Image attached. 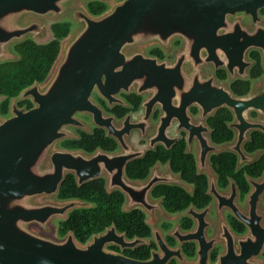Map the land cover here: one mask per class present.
Returning <instances> with one entry per match:
<instances>
[{"label":"water","instance_id":"95a60500","mask_svg":"<svg viewBox=\"0 0 264 264\" xmlns=\"http://www.w3.org/2000/svg\"><path fill=\"white\" fill-rule=\"evenodd\" d=\"M83 1L100 2L110 8L94 16L81 4ZM262 8L264 0H0V64L16 61L13 47L27 39L49 43L53 34L48 23L69 19L79 26L62 43L60 57L48 79L23 90L12 101L10 118L0 116V264H168L175 256L183 264H210L209 252L215 242L206 237L207 211L194 214L200 221L195 232L175 233L180 242L198 241L197 261L185 262L181 250L170 249L160 235L157 238L162 253H154L148 261H138L108 247L125 251L147 240L128 239L115 225L94 235L86 244L79 242L72 232L64 239L57 238L53 222L65 221L73 211L90 204L56 199L68 175H74L80 187L106 176L108 192L121 190L127 197L125 211L129 212L136 207L148 208L153 187L170 182L158 176L146 183L131 182L125 169L147 152L132 144L133 130L149 125L154 106L166 101L163 100L166 65L147 57L143 50L174 34L194 41L192 73L183 75L182 62L169 70L173 74L169 87L182 93L186 114H170L164 104L165 113L157 132L149 137L152 148L168 138V126L177 119L180 124L185 123L190 137L202 142L205 160L211 150L205 143L209 139L206 120L223 107L231 108L239 123H243V127H238L240 142L247 139L252 128L264 131L260 124L246 125L250 108L264 112V93L261 96L254 93L247 99L235 98L203 72L205 63L222 65L218 51L226 54L231 68L233 54L238 62L239 55L248 48L261 49L264 54V30L254 37L245 35L242 49L233 52L226 49L225 41L229 37L236 43L240 28L237 26L232 35H219L228 17L245 13L257 22ZM187 78L193 79V85L186 89L185 82L190 81ZM133 89L139 94L147 91L153 94L144 105L145 114L135 124L128 117L123 125L116 126L115 118L106 115L92 98L97 90L113 106L122 103L117 97L119 93H130ZM2 100L0 97V103ZM19 101H30L33 107L20 108ZM191 105L199 107L201 116L198 123L186 124ZM78 114L90 116L96 127L107 130V136L119 142L120 153L111 155L99 150L88 156L82 151L59 149L60 142L76 137L69 128L91 131ZM204 131L208 132L206 139L202 138ZM146 136L142 130V138ZM236 150L245 157L240 144ZM257 195L252 198L253 209ZM262 244L260 240V248ZM253 261V255L243 250L233 253L229 247L217 264H259Z\"/></svg>","mask_w":264,"mask_h":264},{"label":"flooded vegetation","instance_id":"af4514ba","mask_svg":"<svg viewBox=\"0 0 264 264\" xmlns=\"http://www.w3.org/2000/svg\"><path fill=\"white\" fill-rule=\"evenodd\" d=\"M90 3L93 2L86 1V4L84 6L88 8V5ZM106 6V11H108L110 6ZM68 22L73 24L71 20ZM50 26H52V24H50ZM237 26L240 28L238 32L239 40L235 43L231 38L227 37V41H225L226 49H228L229 52H233V49H235L236 51L242 49L245 35L254 37L260 31L264 30V8L259 10V20L257 22L252 16L246 15L245 13H239L236 17H228L225 21V28L219 31V35H232L236 33ZM193 45L194 41L190 42L183 35L174 34L169 36L166 40L163 39L162 41L155 42L151 45L146 46L143 50L147 57L151 59H157L159 63H164L166 65V85L164 89L163 100H166L164 104L167 105V110L169 109L170 114L173 115L183 116L184 114H186V110H184L183 108L184 103L181 102V98H183V96L181 95L182 93H180L177 88L169 87V85H171V82L173 81V74L170 73L169 70L176 69L173 67H176L178 63L182 62L181 70L183 75L185 73H192L193 67H195V61L191 56ZM217 54L220 62H222V65L217 67L215 63H205L203 66V72L206 76L211 77L214 83L220 84V86L224 88L222 90L230 93L233 97L238 99H247L254 93V96H261L264 93V54L261 49L248 48L246 52L242 54V56L239 55V62L236 58V54H233V68L230 67V61L228 60L224 52L221 53L218 51ZM255 54H258L260 56L261 67V72L256 77L253 76L254 68L257 66V60L254 58ZM187 79L190 81L185 82L186 89L190 88L193 85V79ZM235 89L246 90V92L243 95H240L235 91ZM117 97L122 101V103H117L113 106H110L108 101L104 97H102L97 90H95L92 94L93 100L98 106H100L104 113L106 115L113 116L115 118V125L121 126L128 117H130V121L133 124L139 122L140 118L146 112L144 105H146L145 103L147 101L153 98V94L149 91L143 94H139L136 89H133L130 93L121 92ZM164 104L158 102L154 106L151 113L149 125L139 126V129L141 128L140 130H133L131 137L132 144L135 148L139 150H147V152L145 156L131 161L125 169L126 177L131 182L146 183L150 179H152L153 176H158L170 181L169 183H158L153 187L150 194L152 203L150 204V206H148V208L136 207L129 211H140L145 215V223L151 229V237L145 238V240H147L146 243L140 244L133 249L122 251L121 248L114 246H110L108 247V249L110 251L118 252L129 257L128 255H126V252L132 251L136 253L142 247H146L150 250V255L147 259L140 260L132 257L129 258L138 261H148L152 259L154 253H162V249L157 238V236L160 235L162 240L170 249L175 250L179 248L181 250L182 257L185 262H195L199 257L198 241L192 240L180 242L175 233L177 231L183 234L195 232L198 225H200V221L195 215L207 211V214L204 218V221L207 223L206 237L208 239L214 240L215 242L214 246L209 252L210 264H217L221 255L225 254L228 251L229 247H232L233 253H239L241 250H243L246 254L254 256L253 262L257 261L259 264H264V169L261 170L260 174L256 176H252L250 174V170L254 169L253 167H257L258 163H260L264 159V148H258L254 152H250L247 149L248 145L253 143V136L255 134H258L264 137V131L261 129L252 128L249 130V132H247L248 136L247 139H245L244 133L248 131L246 130L245 132H243L244 139L242 140V142H240L241 136L239 135L240 130L238 127H243V123H239L237 117L234 114V111L231 108L223 107L220 110L216 111L214 115L209 116L206 120V127L209 129L207 138L209 139L208 142L205 143L206 148L208 147L211 150L207 151L205 160H202V155L204 153L202 142L198 140V138H194L193 136L190 137L191 134L184 128L185 123L180 124L177 119L173 120V122H170L168 126V138L164 142L156 144L155 148H152L149 137H153L157 132V127L161 122V117L165 113ZM258 104L263 105V103ZM224 109H226L232 117V120L228 121L226 123V126L228 130L232 132L233 138L229 142L217 144L213 140L214 129L210 125V119L215 118L218 112ZM115 110L123 113L124 116L118 117L114 113ZM187 115L190 116V119L187 120L186 124L198 123L201 116V111L197 105H191L187 109ZM10 117L11 114H9V116L6 118ZM77 117L83 120L90 127L91 131L87 132L78 128H69L68 131L73 133L76 137L67 139L65 141L78 140L80 138L81 132L90 134L92 133L94 128H98L94 125L90 116L78 114ZM246 118L248 121L246 125L260 124L262 126V129H264V112H262L261 110L254 107L250 108L247 111ZM87 120H89L92 125H90ZM98 129L104 131L107 138L115 140L117 144V150L115 152H107L102 149H98L93 153H88L84 150L67 149L62 146V143L64 141L58 144V148L74 152L82 151L88 156L94 155L99 150H102L105 153L111 155L120 153L121 146L119 142L116 139L107 136V130L102 128ZM142 130H144L145 134H147L145 138H142ZM207 133L208 132L206 131L202 133L203 139H206ZM136 136L138 137L139 143L134 142V137ZM238 144H240V148L245 156L244 158H242L236 150ZM178 146L183 148V153H185L186 155H191L194 158L195 177L193 179L194 181H201L202 178L205 179V194L208 197L209 202L202 208H198L194 203H190V205L186 209L172 213L166 208L167 195L164 194L160 197H155V189L158 187L176 188L183 191L189 197L194 198L197 192V183H190L186 181L183 178V172H175L172 169L170 161L155 163L149 169L148 175L144 180H133L128 177L127 168L131 163L144 160L150 152H156L159 149H163L166 152H171ZM225 154L234 156L235 162L231 172L228 175L222 176L218 172V169L213 160L215 157H219ZM100 179L105 180L107 190L108 181L106 176H103ZM117 191L121 192L125 197V203L123 206V210L125 211L127 197L121 190H114L112 193ZM255 193H258V197L255 209H253L252 198ZM57 200L62 201L59 198H57ZM58 222V227H56L55 225L56 235L57 233H59V225L63 221ZM184 225H187L188 228H184ZM66 236L62 237L60 235L59 239H64L66 238ZM91 240L92 238L89 241ZM260 240L263 241L261 248L259 245ZM257 252L258 254L257 256H255V253ZM189 254H192V256H189ZM168 264L183 263L178 257L175 256L170 259Z\"/></svg>","mask_w":264,"mask_h":264},{"label":"trees","instance_id":"16d2710c","mask_svg":"<svg viewBox=\"0 0 264 264\" xmlns=\"http://www.w3.org/2000/svg\"><path fill=\"white\" fill-rule=\"evenodd\" d=\"M88 10L92 15L100 16L106 12L107 6L100 2H93L88 5ZM51 29L53 39L49 43L38 44L32 39H27L13 47L14 52L18 55L16 61L0 64V97L3 98L0 103V115L2 117L9 116L12 100L17 98L23 90L35 83H44L48 79L60 57L63 41L72 33L73 24L68 21L55 23L52 24ZM254 58L257 60V66L254 68L253 76L256 77L261 72L260 56L255 54ZM235 91L240 95L246 92L242 89H235ZM19 106L30 109L32 103L22 101L19 102ZM114 113L118 117L124 116L123 113L116 110ZM230 120L232 117L226 109L219 111L215 118L210 119V125L214 129L213 140L215 143L222 144L232 140L233 134L226 126ZM62 146L67 149L84 150L88 153H93L98 149L107 152L117 150L115 140L107 138L105 132L98 128H94L90 134L81 132L78 140L64 141ZM258 148H264V137L255 134L253 143L249 144L247 149L254 152ZM168 161L175 172H183V178L186 181L197 183L196 195L191 198L180 189L158 187L154 191V196L167 195L166 208L172 213L186 209L190 203H194L198 208L206 206L209 199L205 194V179L194 181V158L183 153V148L180 146L171 152H166L163 149L150 152L144 160L131 163L127 168L128 177L133 180H144L149 169L155 163ZM213 161L218 172L225 176L231 172L235 157L225 154L215 157ZM253 168L250 170L252 176L260 174L264 169V159L258 163L257 167ZM58 198L62 201L80 200L91 205L88 208L73 211L66 221L60 223L59 234L62 237L72 232L79 242L85 244L92 236L104 232L112 225H115L119 232L125 233L128 239L151 237V229L145 223V215L140 211L125 212L123 210L124 195L119 191L109 194L104 179L80 187L74 176H68L60 189ZM184 228H188V226L184 225ZM126 255L145 260L149 257L150 250L142 247L136 253L126 252Z\"/></svg>","mask_w":264,"mask_h":264},{"label":"rangeland","instance_id":"374dc122","mask_svg":"<svg viewBox=\"0 0 264 264\" xmlns=\"http://www.w3.org/2000/svg\"><path fill=\"white\" fill-rule=\"evenodd\" d=\"M81 4L82 5H85L86 4V1H83V2H81ZM67 21H70L69 19H66ZM66 20H64V21H66ZM49 25H50V23H48ZM77 25L75 24V23H73V31L75 30V29H77ZM16 56H15V59L17 60L18 59V55L17 54H15ZM13 101V100H12ZM87 122L90 124V125H92V123L89 121V120H87ZM134 142L135 143H139V140H138V137L136 136V137H134ZM57 200V199H56ZM58 224H59V222L58 221H55L54 222V225H56V227H58ZM58 238H60V235H59V233H57V235H56Z\"/></svg>","mask_w":264,"mask_h":264}]
</instances>
